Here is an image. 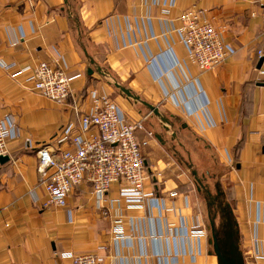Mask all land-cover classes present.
Masks as SVG:
<instances>
[{
	"label": "crops",
	"instance_id": "1",
	"mask_svg": "<svg viewBox=\"0 0 264 264\" xmlns=\"http://www.w3.org/2000/svg\"><path fill=\"white\" fill-rule=\"evenodd\" d=\"M263 2L0 0V116L13 117L22 132L9 142V160L0 162V264H74L67 252L94 254L97 264H160L159 248L181 254L182 224L211 233V218L208 224L202 204L185 190L160 133L175 140L176 128L202 140L229 168L220 180L232 186L227 194L239 251L246 264H264V140H250L252 132L264 133ZM187 15L210 22L234 50L215 69L195 65L180 42L177 30ZM56 60L71 83L64 103L29 83L40 63ZM101 96L113 98L122 116L145 125L136 133L149 172L144 192L165 199L162 212L153 202L146 211L131 207L118 185L100 197L88 181L74 188L65 208L45 206L37 151L47 146L60 157L74 150L73 136L96 134L79 127ZM118 218L138 226L134 232L127 228L123 241L112 234ZM158 233L164 235L160 243L152 238ZM208 243L203 239L200 254L180 257L178 264H215Z\"/></svg>",
	"mask_w": 264,
	"mask_h": 264
},
{
	"label": "built area",
	"instance_id": "2",
	"mask_svg": "<svg viewBox=\"0 0 264 264\" xmlns=\"http://www.w3.org/2000/svg\"><path fill=\"white\" fill-rule=\"evenodd\" d=\"M264 18V2L262 3ZM164 11V15H168ZM189 15L184 17V24L177 30L180 42L187 49L191 61L203 70L215 69L223 62L227 54L234 50L227 45L222 33L208 21H198ZM264 31V25H263ZM263 56V51L259 52ZM7 67V66H6ZM33 91L59 103H64L71 96V83L66 71L59 60L53 65L40 63L29 78ZM167 96V95H166ZM90 113L81 118L79 129L87 133L95 129L96 134L89 138L75 135L72 139L74 150H67L59 157L47 146L37 151L39 162L40 183L46 192L45 206L65 208L67 200L75 187L88 181L92 184L96 195L104 197L114 185L119 186V195L132 204L131 207L144 209L148 202H153L160 212L166 209L165 199L147 196L144 192L145 161L143 159L137 131L143 130L142 121L134 122L122 116L119 107L110 97H95ZM187 102H184V107ZM204 115L202 110H199ZM187 116L192 112L187 106ZM76 128V127H74ZM22 137L15 119L11 116H0V157L9 155V142ZM264 140L263 132H252L250 140ZM176 193L172 192L171 196ZM110 202V208L115 204ZM168 226V224H167ZM137 225L130 218L115 219L112 234L115 240H125L126 229L130 232L137 230ZM177 234L175 237H177ZM207 233L201 227L189 229L182 224L180 239L182 252L172 255L168 250L157 251L156 257L160 264H178L180 257L197 256L199 241L206 239ZM157 243L164 238L162 233L152 237ZM168 241V237H165ZM256 244V242H255ZM72 257L74 264H97L98 258L94 254L74 255L71 252L63 254Z\"/></svg>",
	"mask_w": 264,
	"mask_h": 264
},
{
	"label": "rangeland",
	"instance_id": "3",
	"mask_svg": "<svg viewBox=\"0 0 264 264\" xmlns=\"http://www.w3.org/2000/svg\"><path fill=\"white\" fill-rule=\"evenodd\" d=\"M226 44L229 45L227 42ZM117 93H119L118 90ZM111 99L114 101L113 98ZM145 112H147L146 109ZM151 114L152 113L148 114L149 117L151 116ZM147 118L148 117H145V120H147ZM161 126L162 123L154 129L158 130ZM176 129L177 130H173V132L176 134L175 140L173 139L172 134H167L163 130H161L160 133L161 135H164V141L169 143L166 147V151L174 160L175 165L177 166V168L180 169L181 176H183L184 180L186 181V184H184L185 190L191 191L194 196H196L197 200L202 204V207L205 210L206 222H209L207 219L209 215L219 233H222L225 230V226H227L228 229H232L231 226L229 227V222H232L234 218L230 217L229 213L232 209L231 203L233 200L231 199V195L229 196L227 194L232 192V186L229 181H226L225 188L220 180L221 176L225 174L229 168L221 164L220 157L217 152L206 148L204 146L203 141L197 138L194 134L190 133V131L188 133H180L179 129ZM144 130L145 125L142 131ZM149 135H151L152 137L154 136L152 132H150ZM145 167V172L147 173L145 180L146 182L149 176L146 161ZM177 195L178 193H176L175 196ZM141 210L146 211L145 207ZM211 223L212 222H210V227ZM201 229L203 230L205 228L202 226ZM206 233L207 236L204 240L207 241L208 239V249L209 252L212 254L213 262L216 264L218 262V259L214 254L212 235L210 231L207 230V228ZM201 241L203 243V239ZM201 241H199V243H201ZM198 250V253L200 254L201 250Z\"/></svg>",
	"mask_w": 264,
	"mask_h": 264
},
{
	"label": "water",
	"instance_id": "4",
	"mask_svg": "<svg viewBox=\"0 0 264 264\" xmlns=\"http://www.w3.org/2000/svg\"><path fill=\"white\" fill-rule=\"evenodd\" d=\"M262 63V60H261ZM119 87V86H118ZM121 91L129 98H133L137 100L131 91L120 87ZM151 110H153L156 114L158 113L157 108L147 105ZM168 123V121H166ZM9 160L8 156L0 157V162L5 163ZM229 216L232 217V212L229 213ZM211 233H212V243L214 248V254L218 259V264H246L241 252L238 247V232L234 228V222H229V227L232 229H228L225 226V230L220 233L217 231L215 224L211 220ZM223 240V241H222Z\"/></svg>",
	"mask_w": 264,
	"mask_h": 264
},
{
	"label": "flooded vegetation",
	"instance_id": "5",
	"mask_svg": "<svg viewBox=\"0 0 264 264\" xmlns=\"http://www.w3.org/2000/svg\"><path fill=\"white\" fill-rule=\"evenodd\" d=\"M222 233H220V235H221ZM211 235H212V233H211ZM213 239V238H212ZM223 241V240H222Z\"/></svg>",
	"mask_w": 264,
	"mask_h": 264
}]
</instances>
